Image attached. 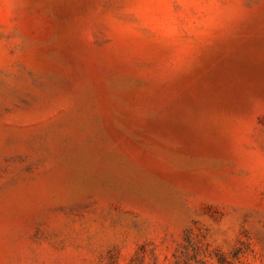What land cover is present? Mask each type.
Returning a JSON list of instances; mask_svg holds the SVG:
<instances>
[{"label":"rangeland","instance_id":"obj_1","mask_svg":"<svg viewBox=\"0 0 264 264\" xmlns=\"http://www.w3.org/2000/svg\"><path fill=\"white\" fill-rule=\"evenodd\" d=\"M0 264H264V0H0Z\"/></svg>","mask_w":264,"mask_h":264}]
</instances>
